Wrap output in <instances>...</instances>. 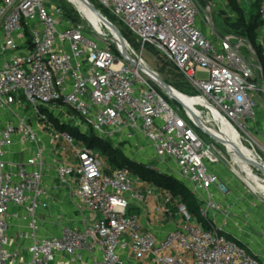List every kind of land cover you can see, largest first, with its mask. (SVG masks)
Here are the masks:
<instances>
[{"label":"built area","instance_id":"obj_1","mask_svg":"<svg viewBox=\"0 0 264 264\" xmlns=\"http://www.w3.org/2000/svg\"><path fill=\"white\" fill-rule=\"evenodd\" d=\"M95 3L137 37L140 53L125 39L126 49L143 68L153 71L142 57L150 46L186 76L196 92L188 95L193 107L175 100L174 109L154 76L124 59L106 31L70 23L47 0H0V264H79L82 253L93 264H124L125 254L142 264H262L222 230L206 231L183 205L179 230L161 240L143 231L132 210L151 192L135 189L140 180L128 168L107 172L86 147L75 149V166L57 158L59 137L73 145L69 132L46 144L40 122L50 115L84 122L103 141L155 160L215 224L233 212L232 187L220 168L249 187L223 137L211 131L264 130V103L256 102L264 83L241 53L244 42L206 33L197 0ZM260 19L264 25V0ZM199 72L207 79L197 80ZM54 186L72 192L93 216L82 229L62 224L58 234L41 233L44 199Z\"/></svg>","mask_w":264,"mask_h":264},{"label":"rangeland","instance_id":"obj_2","mask_svg":"<svg viewBox=\"0 0 264 264\" xmlns=\"http://www.w3.org/2000/svg\"><path fill=\"white\" fill-rule=\"evenodd\" d=\"M53 6H57L64 11L65 20L69 21L74 25H81L86 28L91 29L89 24L82 18L79 14L78 10L74 5H72L70 0H47ZM198 2L200 6V21L203 24L204 28L209 31H213L214 33H219L220 35H233L236 41H243L244 45L241 50L242 55L246 60L255 66L259 63L261 64V57L258 52L260 50L256 48L251 42L252 38L246 36L245 28L242 27L245 23L239 22L238 18L233 17H222L211 15L206 10V4L203 0H199ZM98 6V5H97ZM99 7V6H98ZM100 8V7H99ZM101 9V8H100ZM103 11V9H101ZM105 16L109 18L110 21L119 29L124 39H126L129 44L138 52L141 51V45L139 44L137 37H135L127 28H125L121 23L113 16L105 13ZM230 28L232 30H230ZM106 33L109 35L110 40H114L111 33L107 30ZM233 39V38H232ZM112 49L114 51L117 50V46L115 44L112 45ZM254 53L257 55L258 62L254 58ZM143 60L146 62L147 66L155 71L160 78L170 85L172 88L176 89L180 93L184 95L193 96L196 94L195 90L191 87L189 82L187 81L186 76L173 65H171L167 60L155 49L150 46L145 47L143 51ZM255 69V67H254ZM256 70V69H255ZM207 79V74L205 73H197V80H205ZM257 79L260 80V84L262 80V73L260 71L257 72ZM158 88V87H157ZM159 89V88H158ZM162 93V90L159 89ZM164 98L168 101V103L176 109L179 104L171 99L169 96L162 93ZM257 105L264 103V93H259L258 98L256 99ZM74 115H72L73 117ZM262 113L259 115V119L262 118ZM67 126L71 129L75 135H79L78 138L75 137L73 145L71 146L63 137H59L61 132L58 130L57 125ZM40 125L43 126V130L45 135H47V139L50 140L49 143L57 142V148L55 151V155L57 158L66 161L69 165L75 166L78 163L77 153L75 149L83 150L85 146L88 147L87 142H81L80 137H84L86 140L94 139L98 140L103 146L111 147L115 151L119 152L125 158H127L130 162L137 164V166L145 167L151 172L161 174L162 176H166L168 178H172L173 180H177L173 175L167 174L164 172L162 168H160L155 160L145 159L138 157L137 151L134 152L128 144L117 143V142H106L103 141L99 136L91 129V127L87 126L84 122L80 125L75 126L72 124V121H67L64 118H58L55 115H50L49 120L47 122H40ZM199 134L207 141H212L209 137L205 136L201 131ZM230 134L235 139V133L230 130ZM242 136V137H241ZM214 141V140H213ZM238 141L240 144L248 149L251 152L256 153L264 162V130H250L246 133H238ZM219 148H222L218 145ZM228 149V147L226 146ZM94 153L99 157V159L104 163L105 168H115V166H110L107 156L102 154L97 148H95ZM229 151V149H228ZM225 153V150H224ZM230 153V151H229ZM228 159L229 156H226ZM234 161V160H233ZM130 165V164H128ZM254 170L256 168L252 167ZM135 171V167H133ZM220 171L223 173V177L225 180L230 182V186L232 187V191H234L235 197L234 205L237 207L235 214H231V220H227V222L218 221L216 224L210 219H206L211 224V229H219L224 233L234 237L238 241H240L251 253H255L256 257L260 260L264 258V184H255L246 181V179L242 176V178L246 181L249 187L253 189L254 192L251 191L247 185H245L237 176L229 174V171L224 168H220ZM257 174L262 175L260 172L255 170ZM252 174V173H251ZM255 176V175H254ZM133 179L137 182L140 180L136 174L133 175ZM144 182V181H142ZM136 183L135 189H147L153 192L156 186L150 183ZM238 191V193L236 192ZM235 192L237 194H235ZM170 194V193H169ZM171 197H173L170 194ZM238 201H237V200ZM175 205L180 206V199H174ZM243 209V210H242ZM260 211L262 215L255 214L256 211ZM243 212V213H240ZM173 220L175 224L180 228L183 225L184 219L181 215L177 214L173 216ZM256 237V238H255Z\"/></svg>","mask_w":264,"mask_h":264},{"label":"crops","instance_id":"obj_3","mask_svg":"<svg viewBox=\"0 0 264 264\" xmlns=\"http://www.w3.org/2000/svg\"><path fill=\"white\" fill-rule=\"evenodd\" d=\"M206 4V10L213 16L222 17H238V13L243 17L248 18L251 14L253 7L261 0H203ZM198 2H200L198 0ZM201 26L204 28L203 24ZM206 33L209 30L204 28ZM230 30H232L230 28ZM216 34V33H215ZM217 35V34H216ZM224 37L233 38V42H236L233 35H223ZM257 43L262 48V57L264 59V25L261 24L257 30ZM254 58L258 62L257 55L254 53ZM254 64V63H252ZM254 66V65H253ZM256 75L257 72H264L262 64H255ZM50 140L46 138V144L49 145ZM141 183H145L139 181ZM252 183V182H251ZM146 184V183H145ZM153 192L147 189L137 190L142 194H147L151 192V195H147L143 204L139 207H135L132 213L139 216L140 224L142 230L145 232L154 233L158 239L166 238L170 233L179 230L180 228L175 224L173 216L179 214L178 207L175 205L174 199L171 198L170 194L158 187ZM232 189V188H231ZM235 190H231V197L228 199L227 203L233 206V210H236L234 202ZM238 193V191H236ZM235 192V194H237ZM171 198V204L167 205L166 201ZM237 200V199H236ZM238 201V200H237ZM243 210V209H242ZM256 211L255 214L262 215L260 211ZM243 213V212H240ZM231 214H235L233 211ZM93 216L85 211L79 201L76 200L74 194L63 187H51L49 195L44 199V207L40 214V219L42 222L41 233L47 234H58L61 230L62 224L70 225L75 229H82ZM232 218L229 217V220ZM256 238V237H255ZM264 246V245H263ZM254 255H256L254 253ZM124 264H142L138 262L134 257L129 255H124ZM260 262L264 264V258L260 259ZM79 264H93V261L86 253H82V261Z\"/></svg>","mask_w":264,"mask_h":264},{"label":"trees","instance_id":"obj_4","mask_svg":"<svg viewBox=\"0 0 264 264\" xmlns=\"http://www.w3.org/2000/svg\"><path fill=\"white\" fill-rule=\"evenodd\" d=\"M92 4L96 6V8L101 11V13L105 16V13L110 15L109 13L105 12L104 10L102 11L97 4L95 3V0H89ZM260 7H261V2H258L257 4L254 5L253 10L251 14L249 15L248 18L243 17L241 14L238 13V21L236 22L237 24L239 22L245 23L242 25L243 28H245V34L249 38L251 37L252 44L260 50L258 54L262 56V48L261 46L258 45L257 43V30L261 26L262 22L260 19ZM106 17V16H105ZM108 18V17H107ZM109 19V18H108ZM112 22V21H111ZM261 64L264 68V59L261 57ZM57 125V124H56ZM57 128L60 132H69L73 137L75 133L69 129L67 126L61 125L58 126ZM77 136V137H76ZM76 138L79 137V135H75ZM74 137V139H75ZM81 142L85 143L87 142L88 147L85 146L88 149L94 150L97 148L102 154L107 156L109 165L110 166H115V168H107L106 171H112L118 168H128L132 175L136 174L137 177L140 178V181H144L145 183H150L158 188H161L168 193H170L173 197L172 199H180V205H183L186 207L188 213L196 219V221L206 230L210 231L211 229V224L210 222L203 216L201 212V205L198 202L197 198L195 195L178 179L173 180L172 178H168L166 176H162L161 174H157L154 172H151V170L137 166V164H134L130 162L127 158H125L123 155H121L119 152L115 151L111 147L103 146L98 140L90 139L86 140L84 137H80ZM130 164V165H128ZM133 167H135V171L133 170ZM222 235H225L227 238L232 239L236 241L242 248H244L248 253L252 254L240 241L235 239L234 237L225 234L221 232Z\"/></svg>","mask_w":264,"mask_h":264},{"label":"bare ground","instance_id":"obj_5","mask_svg":"<svg viewBox=\"0 0 264 264\" xmlns=\"http://www.w3.org/2000/svg\"><path fill=\"white\" fill-rule=\"evenodd\" d=\"M70 1L72 5L76 7L82 18L89 24V26L93 30L108 31L107 27L100 21L98 16L93 12L89 11L85 6H83L79 2V0H70ZM118 44H119V48L121 49V45L119 42ZM145 71L148 70L145 69ZM172 89L174 90L173 96H175L176 99L183 102L189 108L193 107V101L189 99V96L180 93L174 88ZM211 131L212 133L218 135L219 137L220 136L223 137V139L226 142L225 146L228 147L230 153L233 156L234 163L238 166L241 175L246 179V181L255 184H264V173L261 172L262 175L257 174L256 171L252 168L253 166L249 165V163L247 162V161H255L264 167L263 160L256 153L249 151L240 144V142L238 141V133L233 131L235 133V139H234L233 136L230 134V129L225 126L220 127L219 130L211 129Z\"/></svg>","mask_w":264,"mask_h":264},{"label":"water","instance_id":"obj_6","mask_svg":"<svg viewBox=\"0 0 264 264\" xmlns=\"http://www.w3.org/2000/svg\"><path fill=\"white\" fill-rule=\"evenodd\" d=\"M79 2L85 6L89 11L93 12L94 14H96L98 16V18L100 19V21L107 27L108 31H110L111 35L113 36V38L118 41L121 45V51H122V57L124 59H126L132 66L138 68L139 70H145V68H143L137 61H135L127 52L126 49V40L124 39V37L122 36L121 32L119 31V29L112 24L109 20H107L101 13L100 11L89 1V0H79ZM220 38L222 39H226V37L220 35L219 33H216ZM233 48H237V44H232ZM148 70V69H147ZM148 72L150 73V75L154 76L153 79L154 83L162 90V92L169 96L170 98L180 102V100L176 99L175 96H173V92L174 90L172 89V87L170 85H168L166 82H164L160 77H158V75L153 72L148 70ZM262 79H263V83H264V72L262 73ZM184 108L188 111H190V109L186 106H184ZM213 139H215L216 141H219V139L215 136H212ZM249 163V165L253 166L254 168H256L257 170H259L260 172L264 173V167L259 164L258 162L255 161H247Z\"/></svg>","mask_w":264,"mask_h":264}]
</instances>
